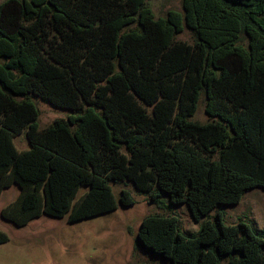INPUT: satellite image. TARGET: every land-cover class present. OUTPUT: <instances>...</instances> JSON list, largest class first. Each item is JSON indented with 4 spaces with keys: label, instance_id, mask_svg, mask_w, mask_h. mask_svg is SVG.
<instances>
[{
    "label": "trees",
    "instance_id": "trees-1",
    "mask_svg": "<svg viewBox=\"0 0 264 264\" xmlns=\"http://www.w3.org/2000/svg\"><path fill=\"white\" fill-rule=\"evenodd\" d=\"M202 93L206 122L191 119ZM32 96L70 114L40 128ZM118 180L207 216L193 235L175 215L141 219L137 245L167 264H264V237L216 209L264 192V0H182L157 18L146 0L0 1V191L20 188L1 217L106 213Z\"/></svg>",
    "mask_w": 264,
    "mask_h": 264
},
{
    "label": "rangeland",
    "instance_id": "rangeland-1",
    "mask_svg": "<svg viewBox=\"0 0 264 264\" xmlns=\"http://www.w3.org/2000/svg\"><path fill=\"white\" fill-rule=\"evenodd\" d=\"M2 1V0H0ZM154 16H165L169 9L182 11V0H146ZM135 23L128 26L134 28ZM175 39L192 42L193 33L184 29ZM40 114V128L49 125L55 118H66L70 111L55 107L39 97L32 96ZM199 122L210 119L205 111V96L201 94L197 109L191 117ZM14 143L18 149L28 147L24 132L16 135ZM117 200V208L106 213L68 222L67 213L59 217L42 214L30 219L22 226L5 220L0 214V229L8 239L0 243V264H167L160 256L152 254L137 245L136 233L141 219L150 213L171 214L178 218V226L185 235H193L200 222H195L185 204H171L162 195L159 202L152 201L148 192L138 191L129 180L110 183ZM127 189L133 198L130 205L119 202L121 189ZM20 188L13 183L0 191L1 208L15 200ZM87 186L80 185L76 198ZM225 224H236L242 220L248 223L259 235L264 237V192L260 187L247 190L240 201L234 204L218 205ZM215 209L209 212L214 219ZM223 259L220 264H225Z\"/></svg>",
    "mask_w": 264,
    "mask_h": 264
}]
</instances>
